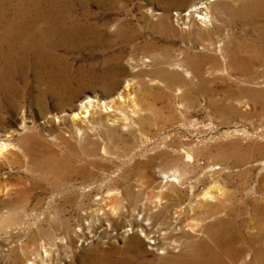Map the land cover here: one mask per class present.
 <instances>
[{
	"label": "bare ground",
	"instance_id": "bare-ground-1",
	"mask_svg": "<svg viewBox=\"0 0 264 264\" xmlns=\"http://www.w3.org/2000/svg\"><path fill=\"white\" fill-rule=\"evenodd\" d=\"M147 1L163 12L156 23L143 17L147 26L175 36V25L186 34V47L176 55H146L148 45L135 42L141 32L130 21L93 14L92 6L119 13L116 0H0V195L6 198L0 209L11 215L19 201L27 206L24 218L16 217L18 225L34 227L27 242L36 248L24 249L25 264H48L53 246L73 242L76 231L97 224L80 215L74 228L50 215L81 211L83 198L99 195L93 185L98 173L104 179L110 172L100 160L111 154L108 143L125 144L131 135L162 139L164 125L147 119L138 95L148 82L176 85L182 97L195 100L209 95L208 74L219 75L229 110L235 112L231 100H245L256 113V63L262 60L256 56V20L264 16V0ZM174 6L184 9L172 21L167 11ZM223 15L236 31L222 29ZM31 112L43 122L33 125ZM16 115L20 126L14 128ZM162 143L146 155L142 146L123 150L108 181L112 188L103 193L136 201L131 208L119 203L108 209L112 216L125 207L134 212L127 220L132 235L101 249L103 232L79 264H264V173L253 184L245 178L229 189L204 186L214 166L189 169L190 150L180 146L170 154L174 143ZM256 155L250 163L264 165V146H256ZM243 166L236 159L225 168Z\"/></svg>",
	"mask_w": 264,
	"mask_h": 264
},
{
	"label": "rangeland",
	"instance_id": "rangeland-1",
	"mask_svg": "<svg viewBox=\"0 0 264 264\" xmlns=\"http://www.w3.org/2000/svg\"><path fill=\"white\" fill-rule=\"evenodd\" d=\"M116 2L120 9L119 13H109L106 6L101 10L92 6L91 10L93 14H98V16L106 14L111 19L119 18L130 21L141 32V37L135 42L138 45L144 43L148 45L146 55L153 54L152 56L155 55V58L163 59L168 54L176 55L178 50L186 47L184 42L186 34L177 26L173 25L176 29V35L173 36L163 28H157L153 31L144 23L143 17L149 22H157L163 13L160 6L154 3L149 4L147 0H116ZM124 9H127V11L124 12ZM183 9L181 6H174L168 9L167 14L173 21L174 14L181 12ZM221 24L222 29L229 33L236 31L238 28L237 25L232 24L227 15H223ZM109 32L114 34L115 31L109 29ZM260 32H264V16L256 20V56L262 59L256 63V113L253 109V103L245 100L240 104H236L235 101L231 100L230 104L234 107L235 112L229 110L227 107L228 100L222 98L227 86L219 75L208 74L209 81L206 94L209 93V95L206 98L198 97L195 100L191 99L189 95L182 97L183 89L176 85L166 86V84L160 82L157 88L148 82L146 86L149 84L148 86L151 89L147 86L146 89H141V93L138 92V95H140V101L145 108V114H147V117L149 116L147 119L153 123L164 125L159 134V138L162 137V139H156L155 142L150 135L143 137V139L131 135L126 140V145L124 142L118 144L108 143L107 147L111 154L100 160L102 164L109 167L110 172L104 179L100 176L104 175V172L98 173L93 185L96 188V194L99 195L93 198H83L81 200V211L76 212L68 209L64 213L55 212L50 215L52 222L56 223L59 219H66L70 226L74 228L81 223L79 221L80 215L83 218L92 216L97 224L90 226L85 233L76 231L73 242L62 244V247L61 245L53 246L52 258L48 264H79V259L86 255L88 250L100 239L99 237L103 232L104 235L100 239L101 249H106L109 244L121 245L132 235L128 230L127 220L134 212H126L127 207H125L116 211L112 216L109 214L108 209L110 205L118 206L119 203H123L125 206L128 204L131 208L136 201L108 198L104 195L106 192L103 193L107 188H112L108 185V181L115 177L117 164L123 160L121 153L124 152V149L129 150L128 146L138 148L142 146L145 155L146 152L149 153L155 147L157 142H163L161 145L163 146L165 141L168 143L172 141L174 149L169 148L166 150L170 154H176L180 146L186 147L193 153L194 157L191 164L192 168L189 169L198 172L209 165H213L215 168L212 171L213 173H209L207 176V184L204 186L215 185L220 189H229L230 184L245 181V178H247L246 180L250 179L251 184L255 180L257 183L259 176L264 173V165H261L258 159L256 164H252L250 161L256 159V146H264V37ZM194 51H197V48ZM178 88L179 90H177ZM247 105L251 110L245 109ZM29 119H27L28 125L32 123ZM31 119L33 125L34 123L40 124L43 122L39 117L36 120L33 119L32 112ZM10 126L14 128L20 126L19 115L10 120ZM84 145L89 147L87 144ZM236 159H242L244 164L242 168H234L230 171L225 168L227 164ZM178 168L181 172L185 170V167L181 164ZM100 169L103 168L100 167ZM240 170H250V172L245 177L242 175L238 177L236 174ZM204 186H199L198 190L204 188ZM152 197L154 198V194H152ZM256 199L258 200V195H256ZM138 200L139 202L145 201L146 198L140 197ZM0 201H6L5 196L0 195ZM19 202L18 208L11 215H8L5 209H0V264H16L17 258L20 259L21 264H25L24 249L28 248L27 250L34 251L36 248L35 243L27 242L29 229L32 232L34 231V227L29 225L32 222L28 223L29 227L26 224L18 225L16 223L17 216L24 218V214H27V206H25L24 201L23 207H19ZM95 209L99 210L95 212ZM250 216V214H247L246 220ZM250 226H254V223L251 222ZM260 227L261 224L259 225V222H256V231Z\"/></svg>",
	"mask_w": 264,
	"mask_h": 264
}]
</instances>
